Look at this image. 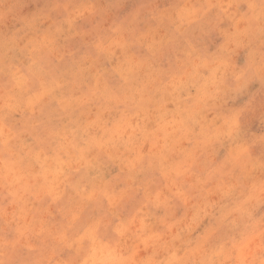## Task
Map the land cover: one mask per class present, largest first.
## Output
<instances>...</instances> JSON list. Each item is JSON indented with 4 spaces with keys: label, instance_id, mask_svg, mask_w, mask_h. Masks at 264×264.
Masks as SVG:
<instances>
[{
    "label": "clouds",
    "instance_id": "clouds-1",
    "mask_svg": "<svg viewBox=\"0 0 264 264\" xmlns=\"http://www.w3.org/2000/svg\"><path fill=\"white\" fill-rule=\"evenodd\" d=\"M0 264H264V0H0Z\"/></svg>",
    "mask_w": 264,
    "mask_h": 264
}]
</instances>
